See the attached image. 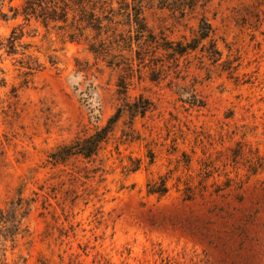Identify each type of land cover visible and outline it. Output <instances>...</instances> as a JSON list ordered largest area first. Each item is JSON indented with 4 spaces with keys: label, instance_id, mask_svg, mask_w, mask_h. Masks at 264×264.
Listing matches in <instances>:
<instances>
[{
    "label": "rangeland",
    "instance_id": "1",
    "mask_svg": "<svg viewBox=\"0 0 264 264\" xmlns=\"http://www.w3.org/2000/svg\"><path fill=\"white\" fill-rule=\"evenodd\" d=\"M21 2L0 0V208L20 223L12 236L0 222V264H264V0L185 18L146 7L150 30L173 41L206 17L218 63L200 49L140 63L121 0H108L102 33L78 13L63 28L13 19ZM106 38L110 54L91 51ZM140 97L150 111L131 119ZM120 108L98 155L50 158ZM161 178L169 193L149 195Z\"/></svg>",
    "mask_w": 264,
    "mask_h": 264
},
{
    "label": "trees",
    "instance_id": "2",
    "mask_svg": "<svg viewBox=\"0 0 264 264\" xmlns=\"http://www.w3.org/2000/svg\"><path fill=\"white\" fill-rule=\"evenodd\" d=\"M214 0H121V10L127 12L129 19L128 25L136 29V35H129V50L132 51V42L135 39L137 49L135 51V59L140 63H145L148 60H155L158 52H163L168 59L178 60L179 57H184L197 52L199 49L206 54L213 63H218L222 58V52L217 47V42L213 38L214 28L210 21L203 17L199 20L195 37L190 41L187 38L184 40L173 41L161 33L156 35L148 27L144 11L149 5L151 8L161 11L167 9L177 18H185L187 13H194L199 7H207ZM149 8V9H151ZM11 12L14 13L13 19L23 16L26 21L36 19L41 21L46 27L53 24L55 27L63 28L69 26L70 14L78 13L79 21L86 22L87 28H92L102 33L105 26L104 20H110L106 13H115L112 3L108 0H22L21 4L16 7H11ZM6 16V15H4ZM76 16H74V20ZM111 21V20H110ZM73 24V23H72ZM80 29V28H78ZM18 29L13 31L11 36V49H16V44L24 36L23 32L17 33ZM131 33V31H130ZM101 35V34H99ZM126 40V39H125ZM208 42V45L204 44ZM116 44V42H113ZM120 46L119 44H116ZM112 42L108 38L103 39L97 45L91 47V51L97 55L110 54L112 51ZM153 58V59H151ZM133 59V58H131ZM157 65V64H155ZM127 68L133 72V64L127 63ZM153 80H156L153 77ZM120 92H127V85L122 82L119 85ZM127 112L131 119L136 117H144L150 111L151 103L144 97L138 98L132 103L126 104ZM123 108L118 109L117 113L111 117L107 125L97 130L92 135L85 138H77L70 145H64L58 151L52 153L50 158L54 163L65 162L73 156H82L85 159H91L98 155L104 143L109 139V136L114 131L117 122L123 114ZM169 193L167 181L161 178L159 182L148 184V194L164 197ZM18 209L11 208L9 210L0 208V222L11 223L15 236L19 231V222L17 221L16 213Z\"/></svg>",
    "mask_w": 264,
    "mask_h": 264
}]
</instances>
